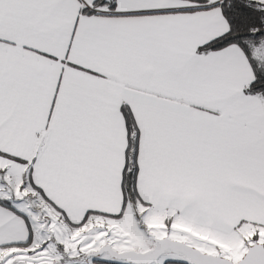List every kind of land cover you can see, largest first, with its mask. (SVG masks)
Wrapping results in <instances>:
<instances>
[{
  "label": "snow or ice",
  "instance_id": "6c2138e0",
  "mask_svg": "<svg viewBox=\"0 0 264 264\" xmlns=\"http://www.w3.org/2000/svg\"><path fill=\"white\" fill-rule=\"evenodd\" d=\"M0 264H264V0H0Z\"/></svg>",
  "mask_w": 264,
  "mask_h": 264
}]
</instances>
